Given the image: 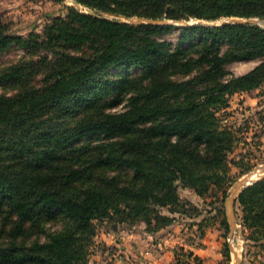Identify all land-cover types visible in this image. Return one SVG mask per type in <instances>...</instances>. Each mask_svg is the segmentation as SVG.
Masks as SVG:
<instances>
[{
	"label": "trees",
	"instance_id": "16d2710c",
	"mask_svg": "<svg viewBox=\"0 0 264 264\" xmlns=\"http://www.w3.org/2000/svg\"><path fill=\"white\" fill-rule=\"evenodd\" d=\"M75 2L126 16L264 18V0ZM68 9L42 34L27 38L6 34L0 22V52L13 42L31 53L46 52L40 60L42 84L0 94V213L16 217L8 231L11 240L0 243V264H90L97 220L130 226L140 219L152 234L173 223L172 213L189 215L178 185L199 196L219 190L221 195L213 191L214 209L224 216L229 164H241L228 158L237 135L222 124L220 112L233 93L259 88L264 80V27L257 24L186 26L179 38L190 46L167 49L154 34L168 25H135ZM252 58L259 59L252 69L225 78L226 64ZM116 66L141 72L103 76ZM22 73L15 66L0 76ZM120 90L130 93L125 108L108 111L118 98L102 97ZM82 103L72 122L52 126V118L74 117ZM86 136L85 144L73 145ZM84 158L89 165L82 166ZM106 166L130 170V180L95 173ZM235 201L243 239L264 252V176L244 187ZM57 213L68 222L46 241L14 240L26 223L37 225L39 214ZM221 222L227 226L225 218ZM223 245L226 264L230 248Z\"/></svg>",
	"mask_w": 264,
	"mask_h": 264
},
{
	"label": "rangeland",
	"instance_id": "374dc122",
	"mask_svg": "<svg viewBox=\"0 0 264 264\" xmlns=\"http://www.w3.org/2000/svg\"><path fill=\"white\" fill-rule=\"evenodd\" d=\"M68 7L77 8L79 11L92 12L95 16H103L135 25H168L170 28L159 29L154 34L156 39L166 43L165 47L167 49L176 47L187 48L190 46L188 40L179 38L183 28L186 26L220 25L232 19H237L251 22L247 24H257L264 27V18L256 16H221L213 20L195 18L193 16L173 18L168 16L166 12L155 18L137 14L126 16L105 11L89 10L86 6L75 2V0H0V22L5 28L6 34L27 38L32 33L42 34L46 25L52 19L62 18L68 13ZM148 20H151L152 23H147ZM40 51L31 53L30 49L25 48L22 44L13 42L0 52V75H4V73L9 72L15 66H21L24 69L23 75H19L17 78L16 76H0V94L10 95L19 91L23 86H37L44 82L45 77L40 60L43 59L46 52ZM258 62V58L229 62L224 66L225 78L231 75L243 74L252 69ZM139 72L141 70L138 67L123 69L116 66L110 68L103 76L106 78H118L123 75L130 77ZM129 95L130 93L125 92V90L114 91L109 96L102 97L101 101L112 99L116 96L118 103L112 106L107 105L106 107L108 111H117L125 108ZM84 105L85 103H82L76 107L74 117L52 118L50 123L55 127L57 124L66 125L72 122L70 118L74 119L79 116L81 114L80 111L85 107ZM220 113L222 124H228L235 130L237 135L236 145L228 154V158L229 160H238L241 164L240 166L229 164L231 180L226 186V196L223 201L224 216L217 214L214 209L217 203L214 192H217V195H221L219 190L214 188V192L199 196L191 188L178 185L177 193L181 201H187L183 207L188 210L186 213H189L190 216L178 212L172 213V215H175V220L172 224L179 228L188 227V231L194 225L192 228L196 229V235L198 236H200V231L205 232L206 229L213 228L214 231H210L213 234L211 239H213L214 247L216 248V251L215 248L213 249L214 255L219 252L218 259L215 256H210L209 259L200 260L201 264H223L225 262L223 255L224 242H227L230 248L229 259L226 264H264L263 247L253 246L252 242H247L243 239L241 223L237 216L239 214L237 204L232 214L233 231H231L227 200L233 184L238 179L250 173H253V179L264 175V80L259 88L248 92L233 93L229 99V107ZM88 140V136H86L81 140L75 141L73 145L85 144ZM91 141L96 143L98 138L91 139ZM80 163L82 166L90 164L85 158ZM95 173L118 175L122 182L129 181L132 175L130 170L115 166L97 168ZM88 179L91 183L96 182L94 176H90ZM162 211L169 214L165 209ZM15 218L14 215H10L7 212L0 213V243H8L11 240L8 236V231L14 224ZM222 218L226 219L227 226L221 222ZM67 222L68 219L63 214L57 213L54 217L39 214L37 225L30 226L26 223L23 233L14 240L18 243L46 241L50 234L62 230ZM95 224L96 234L91 248L90 264H112L113 261L124 255L122 251L127 249V243L133 239V234H135L134 237L136 239L146 242L144 254L153 256L158 247L157 241L167 234L166 229L172 225L169 224L163 227L162 236L160 237L156 233H147L144 230L145 225L140 219H137L130 226H127V224H115L107 220H97ZM114 225L116 230H113ZM176 246L173 248L175 264H200L199 259L190 250Z\"/></svg>",
	"mask_w": 264,
	"mask_h": 264
},
{
	"label": "crops",
	"instance_id": "0c3cea01",
	"mask_svg": "<svg viewBox=\"0 0 264 264\" xmlns=\"http://www.w3.org/2000/svg\"><path fill=\"white\" fill-rule=\"evenodd\" d=\"M235 205L236 201H234V209ZM192 227H194V225H192ZM192 227L188 231V227L179 228L172 224L166 229L167 234L163 237H161L162 228L156 231L155 233L161 238L158 240L159 242L157 241L158 247L153 256L144 254L143 251L146 248V242L136 239V237H134L135 234H133V239L127 243V249L122 251L124 255H121L120 258L113 261L112 264H175L173 260V248L176 245L190 250L199 261L209 259L210 256H215V258L218 259L219 252L214 255L213 249L215 247L213 239H211L213 234L210 231H214L213 228L206 229L205 232L203 231L202 236H198L196 235V229ZM113 230H116L115 225L113 226Z\"/></svg>",
	"mask_w": 264,
	"mask_h": 264
},
{
	"label": "water",
	"instance_id": "95a60500",
	"mask_svg": "<svg viewBox=\"0 0 264 264\" xmlns=\"http://www.w3.org/2000/svg\"><path fill=\"white\" fill-rule=\"evenodd\" d=\"M228 22H234V23H251L250 21H240L237 19H232L231 21ZM147 23H152L151 20H148ZM264 175L258 177V178H254L253 179V173L247 174L243 177H241L240 179H238L234 184L233 187L230 191V194L227 198L228 200V206H229V211H228V215L230 218V224H231V231H233V221H232V214H233V210H234V201L236 199V197L238 196L239 192L246 187L247 185L251 184L252 182H254L255 180L263 177Z\"/></svg>",
	"mask_w": 264,
	"mask_h": 264
},
{
	"label": "bare ground",
	"instance_id": "6f19581e",
	"mask_svg": "<svg viewBox=\"0 0 264 264\" xmlns=\"http://www.w3.org/2000/svg\"><path fill=\"white\" fill-rule=\"evenodd\" d=\"M255 178V177H254Z\"/></svg>",
	"mask_w": 264,
	"mask_h": 264
}]
</instances>
